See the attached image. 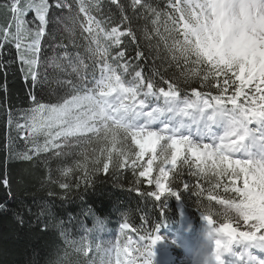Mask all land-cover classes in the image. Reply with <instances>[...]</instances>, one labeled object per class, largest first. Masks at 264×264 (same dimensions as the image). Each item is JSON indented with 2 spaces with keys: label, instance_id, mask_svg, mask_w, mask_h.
<instances>
[{
  "label": "snow or ice",
  "instance_id": "1",
  "mask_svg": "<svg viewBox=\"0 0 264 264\" xmlns=\"http://www.w3.org/2000/svg\"><path fill=\"white\" fill-rule=\"evenodd\" d=\"M112 3L117 5L121 19L110 29L107 25L114 19L111 14L107 21L93 15L94 10L100 11L99 0H79L78 13L67 0H55L51 15L48 0H8L3 5L13 23L0 28V33L4 40L15 41L25 80L30 79L32 88L41 87L48 79L40 69L44 66L41 43L50 24L63 23L70 35L75 34L79 24L90 34L87 52L88 59L93 61L89 65L79 52L72 54L67 51V45L56 44V48L65 50L60 57H49L48 62L61 71L70 69L69 75L75 74L79 78L78 82L72 79L61 82L75 94L71 99L55 104L43 103L36 95L30 94L33 106L23 114L25 124L15 121L16 129L28 128L33 137L44 135L50 138L43 148L33 139L36 151H48L47 145L61 137L65 138L64 145L71 147L67 138L93 133L103 146L99 149L100 155L93 158L95 167L91 171L107 173L109 163L104 160L115 168H123L135 156L131 159L132 166L141 167L143 170L139 176L148 178V184H155L157 190L147 195L156 200L165 193L177 195L171 183H165L170 170L164 165L175 168L181 157L183 165L189 168V175L207 177L211 173L217 178L230 177L231 191L239 199L218 202L225 205L223 214L226 217L235 214L248 225V230L237 235L236 230L227 224L222 228L211 227L210 239L215 238L212 256L216 264H259L247 251L238 255L233 246L237 243H264V0H168L167 8L171 12L160 10L148 0H131L133 9L139 7L143 10L142 18L147 19L144 12L152 14V32L164 41L177 66L181 59L185 66H200L181 69L180 76L174 75L171 81L165 79L155 66L150 77L144 74L143 67L130 62L128 41L122 38L128 37L136 45L135 58L140 60L145 58L138 43L141 37L133 26V18L124 14V6L119 0H112ZM55 9H66L67 15L57 16ZM30 10L35 12L39 21L35 28L28 27L25 19ZM79 13L84 14L87 26L80 20ZM162 17H166L164 31L168 37L178 34L171 44L167 42L168 37L160 33ZM49 38L56 39L55 28ZM142 38L146 41L153 39L146 26ZM26 40L29 41L27 44L24 43ZM147 47L151 49L152 44ZM97 66L99 77L95 73ZM0 68L4 66L0 64ZM4 71L7 73L6 68ZM86 71L88 75H85ZM155 76H160L167 84V90L157 86L152 78ZM197 81L201 88H216V94L195 88L189 94L188 89L182 87ZM229 89H233L231 95H228ZM246 89H252V94ZM241 97H244L243 103L239 102ZM8 122L13 124L11 109ZM52 129L58 131L53 133ZM129 138L138 152L131 151L127 144ZM52 146L62 148L61 144ZM182 148L195 159L190 161L189 156L182 153ZM113 151H116L115 157ZM146 154H150L146 167L138 165ZM22 158L27 160L31 156L23 153ZM158 159L159 174L153 177ZM193 164L197 168L195 172L191 171ZM183 175L182 170L178 171L176 179ZM239 180H242V187L236 186ZM3 183L7 186L9 181L4 179ZM215 186L220 187V184L217 182ZM61 187L68 188L69 185L62 184ZM183 188H189L188 182H183ZM228 190L225 187V191ZM202 191L196 195H202ZM213 198L209 195V200ZM206 211L204 216L212 225V211L210 208ZM17 219L23 223L20 217ZM121 227L127 229L129 224L123 223ZM45 230L46 225L41 228V231ZM141 239L145 237L141 236ZM158 239L157 236L151 239L143 264H150L152 247ZM76 250L86 251L83 244ZM97 251L110 254L112 249L97 246ZM127 253V246L115 248L117 264H137L136 259ZM140 255L143 256L144 252L141 251ZM102 264H111V260Z\"/></svg>",
  "mask_w": 264,
  "mask_h": 264
},
{
  "label": "trees",
  "instance_id": "2",
  "mask_svg": "<svg viewBox=\"0 0 264 264\" xmlns=\"http://www.w3.org/2000/svg\"><path fill=\"white\" fill-rule=\"evenodd\" d=\"M7 1L0 0V28L8 26L12 21L10 14L3 8ZM53 1L49 0L50 15L55 8ZM67 2L73 5L75 12H79V0ZM148 2L162 11H172L167 8L168 0ZM119 3L124 6V14L133 18V26L141 37L138 43L145 53V58L136 60V45L132 44L128 37H124L122 39L128 41L127 55L132 58L131 63L143 67L146 76H152L155 66L165 79L171 81L174 75L180 76L181 69L200 67L191 64L185 66L182 59L177 66V62L172 61L165 48L164 41L152 32V14L144 12L143 16L147 17L144 19L141 17L143 10L139 7L133 9L131 0H119ZM99 7L100 11L94 10L93 15L97 19L107 21L108 15L111 14L114 19L107 27L110 29L116 26V22L121 19L117 5L104 0L99 2ZM55 11L57 16L67 15L66 9ZM79 18L84 21L82 13H79ZM165 19L166 17L161 18L159 27L160 33L168 37V33L164 31ZM145 26L153 36L151 41L142 38ZM53 28L55 40L49 38ZM83 34L89 33L83 31L79 24L74 35L65 31L63 23L49 25L41 45L44 66L40 69L48 79L41 87L32 88L30 79L25 80V72L22 71L15 44L4 40L3 34L0 33V44H3V48H0V64L7 69L5 73L4 68H0V264H102L108 261L109 254L97 251V246L107 249L109 245L104 235L100 234L101 231L112 234L119 223L126 222L135 234L147 237L157 225L173 220L177 207L190 216H195L196 212L207 214L206 209L210 208V218L218 225H230L237 232L247 231L248 225L235 214H232L231 218L226 217L223 214L225 205L218 202L223 199H239L238 195L231 191L232 183L228 176L217 178L211 173L207 177L189 175V168L183 165L181 159L169 177L172 190L177 195H167L156 201L147 195L150 190L140 179V171L130 168L128 162L123 168H115L111 163L107 173L92 172L95 167L93 160L86 171L73 169L86 157L93 159L94 156H99V149L103 144L97 141L95 135H88L83 140L69 144L71 147L61 144L62 148L53 147L40 152L36 151L32 141L35 139L36 144L40 146L41 138H31L28 128L23 131L16 129L15 121L19 120L21 124H25L23 114L33 106L30 94L36 95L38 100L46 104L62 103L64 99H70L75 94L61 82L67 79L78 82L79 78L75 74L69 75L71 70L68 68L64 71L57 69L48 62V58L53 55L62 56L65 49L56 48L55 45L63 43L67 45V51L72 54L79 52L85 62L92 65L93 61L88 59L89 44L81 38ZM177 36L178 34L174 33L173 37H168V44ZM149 43L152 44L151 49L147 47ZM95 73L99 77V66L96 67ZM88 74L86 71L85 75ZM152 78L157 86L167 90L168 86L160 76ZM182 87H186L189 94L192 88L211 91L213 94L217 92L216 88H201L198 81L191 86ZM232 91L233 89H229L228 95H231ZM245 91L252 94L253 90ZM239 102L243 103L244 97H241ZM9 109L13 119L12 125L8 122ZM129 143L131 141L128 139L127 144ZM57 152L61 154L56 155ZM23 153H28L31 159H23ZM189 159L194 160L190 157ZM181 170L184 175L176 179V173ZM191 171H197L195 164L192 165ZM4 179L9 181L7 186L3 183ZM184 181L189 184L187 190L183 188ZM217 182L220 187L215 186ZM62 184L69 187L63 188ZM236 186L242 187V180L237 181ZM225 187L229 190L225 191ZM201 191L202 195H196ZM209 195L214 198L209 200ZM165 202H168L167 205ZM17 217H20L23 223ZM45 225L46 230L41 231ZM81 244L85 246L86 251L76 250Z\"/></svg>",
  "mask_w": 264,
  "mask_h": 264
},
{
  "label": "rangeland",
  "instance_id": "3",
  "mask_svg": "<svg viewBox=\"0 0 264 264\" xmlns=\"http://www.w3.org/2000/svg\"><path fill=\"white\" fill-rule=\"evenodd\" d=\"M8 2V1H7ZM37 2H38V0H37ZM48 3H49V0H48ZM49 5H50V3H49ZM84 15V14H83ZM25 19H26V21L28 22V27H31V28H35L36 26H38L39 25V21L36 19V15H35V12L33 11V10H30L28 13H27V16L25 17ZM84 22H85V24H86V21H85V19H84ZM13 22L11 21L8 25H10V24H12ZM87 25V24H86ZM12 31H14V27H13V29H12ZM89 35L90 34H83V35H81V38L82 39H85L86 41H87V43L89 44ZM181 39H183V37H181ZM6 41H10V42H13L14 44H15V41H12V40H6ZM29 41H25L24 43L25 44H27ZM92 47H95V45H91ZM71 99V98H70ZM56 131H58V129H52V132L53 133H55ZM29 136L31 137V138H41L42 139V142H41V145H40V147L41 148H43L44 146H45V144H46V141L48 140V139H50L49 137H45L44 135H39V136H36V137H33L32 136V134H31V131H30V129H29ZM76 137H69V138H67L68 139V144H69V140H71V139H75ZM60 139H62L63 140V142H64V137H61ZM53 144H59L58 143V140H55V141H52V144H48L47 145V147H48V150L49 149H51V148H53ZM119 146V145H118ZM129 147H130V149H131V151L133 152V153H135V152H138V148H136V146L133 144V143H129ZM117 148H119V147H117ZM40 152H44V151H40ZM182 153H184V154H188V156L190 157V158H193V157H191L190 156V153H186V152H184V149L182 148ZM99 155H100V152H99ZM113 155H115L116 156V151H113ZM149 156H150V154H146V156L142 159V160H140V161H138L137 162V164L139 165V164H143L145 167H146V161H147V159L149 158ZM182 158V157H181ZM180 158V159H181ZM101 159L102 160H104V157H101ZM131 159H135V156H132L131 157ZM131 159L130 160H128V163H129V165L131 166L130 168H132L133 170H137V171H142L143 169L141 168V167H139V166H137L136 168H133V166H132V163H131ZM193 159H195V158H193ZM93 159L92 158H89V157H86L84 160H82L81 162H78V164H77V166H74L73 167V169H75V170H81V171H86V170H88L89 168H90V163H91V161H92ZM179 160V159H178ZM104 162H108L109 163V168H110V164H111V162H109V161H106V160H104ZM159 164V159L156 161V163L154 164V168H153V173H152V176L153 177H155V176H157L159 173H158V169H157V166L156 165H158ZM166 168H168L170 171H169V176H170V174H171V172L175 169V168H173L170 164H166V165H164ZM70 172V170L68 171V173ZM169 176H168V178H169ZM168 178H167V180L165 181V183L166 184H168ZM141 179L144 181V183L146 184V186L147 187H149V188H151L153 191H156L157 189H156V187H155V184L153 183V184H148V178H146V177H141ZM192 225V224H191ZM259 235V234H258ZM212 241V240H211ZM214 241V240H213ZM164 243H167L166 241H163ZM169 242H171L173 245H175V242L174 241H169ZM158 244L159 243H157V246H158ZM167 244H169V243H167ZM253 246H255V244H253V243H251ZM212 245H214V243H212ZM240 245V243H237V244H235L234 246H239ZM120 247V246H119ZM244 247L245 248H247L248 247V245H247V243H244ZM258 247V246H257ZM121 248V247H120ZM138 248H141V245H138ZM159 249H161L160 247H158ZM234 251V250H233ZM163 252V251H162ZM172 252H174V251H172ZM235 252V251H234ZM136 253V254H135ZM207 253H208V250L206 251V253H205V256H207ZM210 253H212V252H210ZM127 255L128 256H131V257H133V258H135L136 259V261H137V263H138V261H140L141 259H142V255H140V252H138V249L136 248V251H131L130 249H128V253H127ZM164 255H166V252H164ZM155 256H156V252L154 251V253L153 254H151V260H150V264H159L157 261L158 260H156L155 259ZM181 258H180V257ZM188 256V255H187ZM186 256V257H187ZM190 256V255H189ZM188 256V257H189ZM179 257V260L177 259ZM125 257H121V259H124ZM185 258V255H183V256H181V254H179V253H175V255H174V259L176 260L177 259V262H176V264H190L189 262H187V260H188V258H185L186 259V261H183L182 259H184ZM193 258H194V256H193ZM111 260V264H117V262H116V255H115V252H114V258L113 259H110ZM194 260V259H193ZM192 260V261H193ZM186 262V263H185ZM175 263V262H174ZM173 263V264H174ZM194 263H196V260H194L193 261V264Z\"/></svg>",
  "mask_w": 264,
  "mask_h": 264
},
{
  "label": "bare ground",
  "instance_id": "4",
  "mask_svg": "<svg viewBox=\"0 0 264 264\" xmlns=\"http://www.w3.org/2000/svg\"><path fill=\"white\" fill-rule=\"evenodd\" d=\"M182 159V158H181ZM181 159H179V160H181ZM191 159H193V158H191ZM178 160V161H179ZM177 161V162H178ZM176 168V167H175ZM175 170V169H174ZM170 177V176H169ZM168 180H169V178H168ZM213 241V240H212ZM175 242V245H173V244H166V243H164V242H162V243H159L158 244V246H157V248L158 247H160L161 249H163V252H166V255H169L170 253H172V251H177V250H182L183 249V245H181L180 243H178V242H176V241H174ZM249 244L251 245V247L253 246L252 244H251V242H249ZM255 246H258V247H260L259 246V244H255ZM241 249H238L237 251H236V253L237 254H240L241 252ZM254 251V250H253ZM194 253H195V251H193ZM190 254V253H189ZM210 254V253H209ZM181 258V257H180ZM200 259H201V257L200 256H197V257H194V260H196V263H194V264H200ZM183 261H186V259L184 258V259H182ZM193 260V261H194ZM187 262H189V263H191V261H187ZM186 263V262H185Z\"/></svg>",
  "mask_w": 264,
  "mask_h": 264
},
{
  "label": "clouds",
  "instance_id": "5",
  "mask_svg": "<svg viewBox=\"0 0 264 264\" xmlns=\"http://www.w3.org/2000/svg\"><path fill=\"white\" fill-rule=\"evenodd\" d=\"M215 239V238H213ZM207 264H216L213 256H212V253L209 254V257H208V260H207Z\"/></svg>",
  "mask_w": 264,
  "mask_h": 264
}]
</instances>
